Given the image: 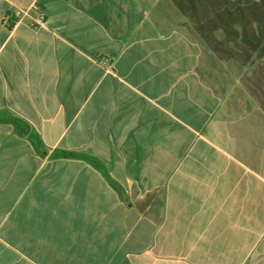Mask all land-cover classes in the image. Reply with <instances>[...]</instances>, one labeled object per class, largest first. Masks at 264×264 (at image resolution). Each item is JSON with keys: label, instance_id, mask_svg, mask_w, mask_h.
<instances>
[{"label": "crops", "instance_id": "crops-1", "mask_svg": "<svg viewBox=\"0 0 264 264\" xmlns=\"http://www.w3.org/2000/svg\"><path fill=\"white\" fill-rule=\"evenodd\" d=\"M185 5L0 0V264H264V39L197 29L264 0Z\"/></svg>", "mask_w": 264, "mask_h": 264}, {"label": "trees", "instance_id": "trees-1", "mask_svg": "<svg viewBox=\"0 0 264 264\" xmlns=\"http://www.w3.org/2000/svg\"><path fill=\"white\" fill-rule=\"evenodd\" d=\"M171 1L178 7V9L181 11L183 15L186 14L187 8L185 5V0H171ZM242 27H243V40H242L243 47H242V53L240 54L241 55L240 57L236 56L234 52L224 51V49L222 48L224 46V42L229 43V40L218 42L217 39L209 38L206 34H204V30H202L203 29L202 27H197V29L202 39L207 43V45L214 52H216L219 55V57L224 58V59H237L241 63H245L249 60V55H247L249 52V49H251L252 51H255L264 39V22L263 23L258 22V33H257L258 39L256 40H246L245 36H248V29L246 28V24H242ZM244 44L247 47L248 51L244 48ZM5 121L7 123L13 124V126L15 127L19 135L28 136L31 142L38 148L43 146V142L41 141L39 135L36 132L32 131L30 126L23 120L12 117V118L5 119ZM51 157L52 158L63 157V158H74V159L85 160L86 162L94 166L96 169H98L103 174V176L107 179V181L111 185L114 186V188H116L117 190H120L118 188V184L114 182L112 178L110 177L104 164L96 157L79 154L75 152H69V151H57L55 152V154H52Z\"/></svg>", "mask_w": 264, "mask_h": 264}]
</instances>
